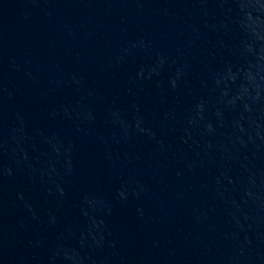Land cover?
<instances>
[{
  "label": "water",
  "instance_id": "1",
  "mask_svg": "<svg viewBox=\"0 0 264 264\" xmlns=\"http://www.w3.org/2000/svg\"><path fill=\"white\" fill-rule=\"evenodd\" d=\"M0 264H264V0H0Z\"/></svg>",
  "mask_w": 264,
  "mask_h": 264
}]
</instances>
